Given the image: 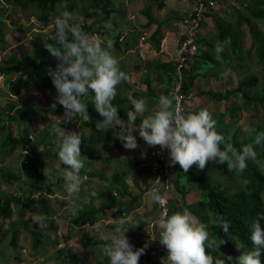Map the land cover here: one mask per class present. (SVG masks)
<instances>
[{"label":"trees","instance_id":"obj_1","mask_svg":"<svg viewBox=\"0 0 264 264\" xmlns=\"http://www.w3.org/2000/svg\"><path fill=\"white\" fill-rule=\"evenodd\" d=\"M7 3L17 6L19 9L26 11L28 14L36 17L37 21L47 22L51 18H57L65 9L58 7L61 4H67V11L73 12L76 9L78 0H5ZM115 0H91L89 4H82V13L90 18V22L85 24L78 21L75 23L81 24L85 33L99 32L107 33L108 37H111V30L114 27L113 23H109V17L112 10V4ZM165 0H148L149 5L146 7L148 19L150 21L149 9L152 5L161 9L165 5ZM240 7H232L229 13L223 12L225 15H221L219 12L207 14L211 17L213 25V34L204 36L199 39V47L197 52L190 63V68L185 69L184 78L181 86V91L187 93L193 83L195 77L198 74H202V70L206 72L205 75L214 76L216 80H222L221 74L230 69L232 75H230L228 83L237 81L234 87H231L224 92L208 91L206 96L214 98L219 101H228L229 104L225 106L222 114H214L213 117L217 118L216 130L223 134L225 138L229 139L234 146L239 149L246 144H253L257 153L255 161L249 160L246 170L239 174L243 180V188L239 190H230L227 186L222 185L219 182L210 180L206 175L198 171V168L193 165L188 173H184L180 166L177 164L174 171L173 183L175 189L182 197L187 193L190 188H195L199 193L198 201L192 205H185V207L191 211L200 222L208 224V231L210 237H214L217 233L227 240L225 245H222L220 250L208 249V254L214 259H224L225 255H231L233 260L225 261V264H237L236 257L240 255V251L237 250L235 240L241 245L242 251H250L252 249L250 236V225L258 214L264 213V141L260 144H255V138L258 134L264 133V117H260L255 123L249 125L246 130L239 125V119L244 112H251L257 110H264V0H236ZM89 6L92 10H89ZM227 14V15H226ZM105 23L110 24V28L105 32H101V28ZM246 26V29L244 28ZM3 22L0 17V53L4 48L1 47L3 43ZM55 33V32H54ZM104 35V36H105ZM117 35H112V38ZM250 37V45L247 46L245 38ZM107 37V36H106ZM153 42L155 47L160 39V26L156 28L153 33ZM218 42H226L224 51L217 58L215 54V46ZM121 42H113V46H119ZM51 44L55 45V38L45 36L44 34H38L34 39V49L24 50L19 48V55L9 54L7 58H0V75L3 76V83L8 86L9 92L13 94H19L29 82L35 80L36 86L42 90L46 96L47 103L50 100H54L53 97L56 94L55 88L51 82L50 77L47 75V69L49 67L54 68L57 61L52 57L43 45ZM58 47V45H55ZM205 46V48H202ZM254 53V56L252 54ZM1 57V56H0ZM254 59L256 65L262 70L259 76L256 73L249 72L248 60ZM218 68L215 72L212 68ZM168 72V73H167ZM158 76L163 81V85L173 83L175 76L173 72L166 71L167 74L160 72ZM161 76V77H160ZM262 78V79H261ZM251 91V93H249ZM87 105V111L89 119L85 121L81 117L79 119L82 125H85L91 134L101 135L95 127L96 121L101 117L95 111L94 105L91 102L92 96L89 94L82 98ZM118 100L120 103L125 99H114V104ZM31 102V101H30ZM56 105V106H55ZM49 106L48 110H60L62 115L63 108L58 103ZM15 102H7V106L0 102V162L3 156L9 155L16 144L26 146L33 152L37 151L41 141L44 139H53L55 136L50 135L49 125L57 122V117L54 118L48 127L46 128L44 135L37 140L34 144H30L27 131L23 136H15L13 130L9 126L8 120H13L9 116V111L15 108ZM30 113L36 115L42 112L40 101L35 100L30 103ZM46 110V109H45ZM185 110V109H184ZM185 111H183L184 114ZM20 111L17 112V116L20 117ZM227 115L229 120L225 122L224 116ZM75 122L62 124L61 126L72 131L78 132L75 128ZM82 133V129L79 130L81 140L86 142L91 136ZM231 133V135H230ZM111 131L103 134L110 135ZM32 145V146H31ZM120 142L110 143L109 149L122 148ZM32 154V152H31ZM27 156L26 163L27 172L31 175H35L34 180L38 181L42 177L41 169L43 166V160L39 158L36 162L29 159ZM131 164L135 162L131 161ZM215 164V163H214ZM63 165V164H62ZM217 165V164H216ZM220 170L226 173H234L229 171L226 165H217ZM152 167V165H151ZM1 170V169H0ZM151 172V168H150ZM86 173L85 168L81 170V176ZM96 172H89L90 175ZM130 174L128 169L116 171L112 174L110 180L111 186L117 189L122 197L126 196V199H121L113 195V190L104 188L96 192V195H90V200L95 198L99 199L97 206H85L80 210L77 215L72 219V223L75 225H83L85 223L94 224L98 220L105 217V211L110 208H115L116 213L114 218L117 219L122 216L123 213L129 211L132 202L135 200V196L132 195L126 186L125 179ZM3 179L10 180L12 177L17 178L15 173H9V171H3ZM135 183V176L133 178ZM34 190V189H33ZM31 189V191H33ZM130 199V200H129ZM20 197L18 195H7L0 189V218H7L12 215V204H17L18 215L15 222L11 223V238L10 245L15 246L21 235H29L31 238V246L33 249L38 248L41 244L47 241L46 234H43L42 229L35 224H31L30 218H24L26 206L20 209ZM175 201L169 200V207H173ZM184 206V205H183ZM45 207V206H44ZM171 208V207H170ZM169 208V210H170ZM174 208V207H173ZM175 209V208H174ZM172 210V209H171ZM176 210V209H175ZM43 210H41L42 212ZM215 215H221L226 221L230 223V233L228 239L224 232L215 227L211 223V219ZM50 225L52 227L53 224ZM25 233V234H24ZM71 237V234L69 235ZM86 242H83L84 247L87 245L103 244V241H93L90 237L83 236ZM54 245L58 242H52ZM25 245V244H23ZM52 257L57 264H67L69 261L78 263V255L69 247H58L54 250ZM70 259V260H69ZM264 261V256L261 257Z\"/></svg>","mask_w":264,"mask_h":264},{"label":"clouds","instance_id":"obj_2","mask_svg":"<svg viewBox=\"0 0 264 264\" xmlns=\"http://www.w3.org/2000/svg\"><path fill=\"white\" fill-rule=\"evenodd\" d=\"M58 7L65 9L54 21L55 45L58 47L51 44L43 46L57 61L54 68L47 69V75L55 88L57 93L55 100L62 106L63 114L58 117L57 122L49 125V133L58 139L57 156L65 166L62 175L73 216L79 211L76 202L79 200L81 185L86 179L81 176V170L85 168L84 161L80 159L82 141L79 130L82 129V124L76 117L79 116L85 121L89 119L87 105L82 98L88 96L90 90L91 102L101 117L96 121V130L102 135L111 131L113 138L119 140L126 150H136L140 147L136 135L138 134L148 147H159L160 153H156L157 155L167 150L169 167L178 164L184 173H188L193 165L202 171L212 162L226 165L229 171L242 174L248 166L247 162L255 161L257 153L253 144H246L237 149L229 139L216 130V121L205 109L187 115L182 114L175 93L160 95L156 100L157 107L153 110L149 109L146 98L129 95L127 99L130 107L126 111L127 119H122L112 101L117 95V86L124 82L131 83V78L120 69L118 60L109 51L113 46L112 41H107L105 44L104 36L102 40L89 36L84 32L81 24L72 22L73 15L66 10V3ZM104 27L109 29L111 26L105 23ZM225 46L226 42L216 44L217 58L220 57ZM230 75H232L230 69H226L221 74L223 79H227ZM0 87L6 88L4 90L11 101L22 94L9 92L8 86L4 85L1 78ZM75 121L78 132L61 126L62 123ZM29 137L31 138L32 135L28 133ZM262 141H264V133L256 136L255 144H260ZM25 147L19 146L20 154L24 158L23 162L26 163L31 151L26 147L29 154L27 152L22 154L21 151ZM141 156H146L145 149L141 150ZM92 195L95 196L96 193L93 191ZM149 197L162 209L166 208L165 197L158 190L154 189ZM17 215L18 213H15L13 222ZM10 217L0 218V225L6 223ZM13 222H10L9 226ZM210 222L230 239V223L223 216L215 215ZM129 224V220L121 216L114 221L110 232H99L103 241L100 251L107 264H139L140 257L145 254L150 243L155 245L160 243L167 252L162 258L154 256L152 264L162 261L163 264H225L226 260L230 262L233 260L231 255H225L224 259H214L208 254L209 248L220 250L227 240L219 233L210 237L208 224L198 221L187 210L172 214L163 211L154 222L157 230L152 233L147 231L149 239L140 248L134 249L126 235L130 228H135L139 224L135 226ZM249 227L252 244L250 251H242L241 245L231 239L240 251L236 262L264 264L261 259L264 256V213L258 214ZM23 247L21 246V250L24 251ZM151 262L142 261L140 264Z\"/></svg>","mask_w":264,"mask_h":264},{"label":"rangeland","instance_id":"obj_3","mask_svg":"<svg viewBox=\"0 0 264 264\" xmlns=\"http://www.w3.org/2000/svg\"><path fill=\"white\" fill-rule=\"evenodd\" d=\"M141 0H115L112 4V10L109 17L108 22L113 23V28L111 30L110 35H117L119 32L126 31L127 39L129 42H131L132 38L135 34V29H141V28H147V22L145 21L146 18L143 16V14L140 12L139 8L141 6L140 3ZM228 0H219V4L223 5L222 3H226ZM91 0H78L76 9L72 12L73 15V21H78L82 23H89L90 18L86 17L81 10L82 4H89ZM89 10L91 11L92 8L89 6ZM223 10V9H222ZM231 10V9H229ZM228 10V11H229ZM218 12V11H216ZM0 17L2 18L3 22V43L1 44V47L4 48L3 51L0 53V56L2 59L7 58L9 54H13L18 56L19 55V48H23L24 50H32L34 49V39L38 34H44L45 36H49L51 38H55V24L54 21L56 18H51L47 22L44 21H37L36 17L33 15L28 14L26 11H23L19 9L17 6L12 5L11 3H7L5 0H0ZM72 21V22H73ZM244 28L247 30L246 26ZM103 30H106L105 27L101 28V32H104ZM248 32V31H247ZM212 33V32H211ZM247 46L250 45V37L247 36L246 39ZM122 50L125 47V43L121 45ZM119 49L112 46V48L109 50L112 55H115V52ZM120 52V50L118 51ZM117 53V52H116ZM254 56V53L252 54ZM116 58V57H115ZM254 59L248 60V71L261 75L262 70L258 65H256L254 62ZM128 63L130 61H127ZM123 63L121 62L119 64V67L122 71L129 74L128 69H124ZM220 68V67H218ZM218 68H212L215 72L218 71ZM1 77V75H0ZM262 79V78H261ZM214 84L211 86L210 90H226V84L217 81H212ZM129 83L124 82L117 86V95L115 99L117 98H124L125 101L120 103L118 100H115L116 102L113 104L115 107L118 108V113L120 117L124 120L127 119L126 111L129 110V101L127 97L129 95H132L135 97V87L131 86L133 89V93L128 92L127 85ZM233 85H230L232 87ZM6 90V88H4ZM4 89L0 88V102L7 106V102H15L16 106L15 108L11 109L9 111V116L12 117L13 120L9 121V126L14 132L15 136H23L25 132L31 134L32 137L30 139V144L37 142L36 138L40 140V138L44 135V132L48 125L52 122L50 120H53L57 117L58 113H60V110H52L51 112L48 110L49 106L52 104H57L56 100H50L49 103H47L46 96L42 90H40L36 84L35 80H32L28 83V85L22 90V94L20 97H18L15 100L9 101L7 100L6 92L4 93ZM224 90V91H225ZM222 92V91H221ZM251 93V91H249ZM91 90H90V93ZM57 93L53 96L56 97ZM40 101V106L42 108V112L37 113L36 115H33L30 113L31 106L30 103L38 100ZM190 100V99H189ZM192 100V99H191ZM190 107L187 111H185V115L194 112V110L191 111V108H195V103L192 101ZM31 101V102H30ZM229 101V100H228ZM228 101H219L214 98H208L205 95L198 94V100L197 103L200 104V107L210 111H221L224 109V107L229 104ZM46 109V110H45ZM20 111V117L17 116V112ZM61 114V113H60ZM63 114V111H62ZM260 117H264V110H257L251 111V112H245L242 114L241 119L239 120V124L244 127V130L247 129V126L255 123L257 120H259ZM217 118L213 117L215 120ZM82 133L85 135H89V129L82 125ZM42 135V136H41ZM137 135L138 144L140 145L139 148L136 150H126L124 147L115 150H110L108 148V145L110 143L120 142L117 139H114L112 134L110 135H99V134H91L90 138L86 142H81V157L80 159L84 161L86 165V175L87 179L84 180V185L87 187L93 186L94 189L96 187H99L101 184H108L107 182L112 179V174L116 171H120L123 169H128L130 171L129 178L133 176L135 173V164H131L132 162H135V160L144 159L145 157H138L136 156L137 151H139V154H141L142 149L149 150V147H145V143L143 140H141ZM58 139L57 137L53 139H44L41 141V145L37 148L36 152H32L29 159L32 157V161L36 162L39 160L38 154H43V166H42V173L44 178L38 180V181H32L35 178L29 177L31 175L29 172H27V166L23 165L24 158H22L20 154V148L19 144H16V147L14 150L7 156L2 157V161L0 162V189L7 195H18L22 200L24 201L26 197V193H28L29 190H33L34 193L37 191L45 190L51 188L50 184L47 183L46 179H53L55 176V168L59 165H62V163L59 161L57 156V147H58ZM32 146V145H31ZM159 148V147H155ZM149 155L154 158L150 153ZM147 157V156H146ZM3 171H9V173H15L18 175L17 178H11L10 180L3 179L2 173ZM202 174L206 175L210 180L216 181L221 183L222 185L227 186L231 191L232 190H239L243 188V180L239 174L236 173H226L220 170V167L212 162H210L207 167L204 170H199ZM89 172H97L98 175L101 176H90ZM33 176V175H32ZM174 176V174H173ZM103 179H102V178ZM104 177H106V182L104 180ZM128 184L131 188L130 193L132 195H135V184L129 180ZM174 178V177H173ZM149 180V179H148ZM109 189L116 191L117 189H112L110 187V182L108 187ZM87 189H84L86 191ZM81 191L80 193H82ZM142 195L149 199V193L143 192ZM118 198H121L122 195L117 194ZM126 198V197H123ZM144 205V208L142 211H146L147 208L149 209L145 213H137L136 210H132L129 214L128 212L125 215H122L123 217H126L131 225L132 222H146L152 218H155L156 216H160V213H157L156 208L153 207V202L150 203L147 202ZM130 200V199H129ZM144 201V202H145ZM81 202V201H80ZM135 202V200H134ZM135 204V203H134ZM149 204V205H148ZM18 206L17 204H12L13 208V215L9 219L6 220V223H3L0 225V264H57L56 261H54V258L52 257L54 250L59 247L60 244H53L52 242L54 238H57L53 235L54 228L48 227V224L50 225V219H43V217L36 214V212H33L32 208H30L31 212L28 210V217L30 214V222H37L38 225H41L43 230L47 234V241L44 244H41L38 248L33 249L31 246V238L25 234L24 237L19 238V242L17 245L12 246L10 245L9 241L11 238V232L9 226L10 222L14 221L15 213H18ZM132 208V207H131ZM138 211V212H142ZM113 210H108L106 213V219L99 222V227L97 229H88L87 226L86 230L79 229L77 234L79 238H73L69 239L65 242H60L63 245H71L72 250L78 251V263L80 264H105V258L101 254V247L103 244H95V245H87L84 247L83 242H86V240L83 238V234L87 237H90L94 241H100L101 238L99 236V232L103 231L105 233H108L111 231L112 228H109L105 224H109L106 222H114L113 220ZM159 214V215H158ZM39 220V221H38ZM155 220V219H154ZM152 221V220H150ZM64 222H68L67 220ZM147 223V222H146ZM76 229L74 226H71V229ZM146 227V226H145ZM68 228V224H64L60 228V238L64 237V234ZM145 230V229H144ZM92 232L93 234H90ZM134 234V233H133ZM128 238L130 237V233H126ZM28 239V240H27ZM58 239V238H57ZM78 239V240H77ZM137 243H135V234L134 236L129 239L131 244L133 245V248L135 249V244L139 248L144 245L145 238L143 235H140L136 237ZM102 241V240H101ZM23 244H26V248H24V251L21 250V246H25ZM151 244V243H150ZM21 245V246H20ZM67 247V246H64ZM152 249L149 245V247L146 249V255L148 252ZM88 250V251H86ZM157 254V253H156ZM155 254V255H156ZM153 255V256H155ZM70 260V259H69ZM152 263V262H151ZM59 264V263H58ZM67 264H77L74 261H69ZM154 264V263H153Z\"/></svg>","mask_w":264,"mask_h":264},{"label":"crops","instance_id":"obj_4","mask_svg":"<svg viewBox=\"0 0 264 264\" xmlns=\"http://www.w3.org/2000/svg\"><path fill=\"white\" fill-rule=\"evenodd\" d=\"M164 2H165V5L161 9L156 8L154 5H152L150 7V9H149L150 21H149L148 16H147V12H146V7H147V5H149V2H148V0H141L140 1L141 6H140L139 10L143 14V16L146 18L145 21L147 22V28L143 27V28L138 29V30L135 29V34H134V37L132 38L131 42H129L127 39L128 33L126 34V31L119 32L117 34V36L123 34L124 39L120 43L119 46H115V48L120 50V52H118L119 50L116 51L117 53L115 52V55H117L115 57L118 60L119 64L121 62L123 63L122 65H123L124 69H128L129 76L131 78V83H129L127 85L128 92L133 93V89H131L132 88L131 86L135 87V97L136 98H146L149 102V109L150 110H153L157 107L156 100L160 95H169L170 93H172L173 88L176 84H180L182 86V82H183V78H184V71H185V69H189L191 67L190 64H188L185 68L179 70V68L177 66L178 65V63H177V56H178L177 50H178L179 39L181 38V35L183 33V30H184V28L181 25V22H182L183 18L186 17L190 13V11L192 9V0H165ZM225 10H226L225 13H229L231 11V10L227 9L225 6L220 7V9H218L217 11L221 15H225V13H223ZM158 26H160V39H159V42L157 43V47H155V44H154L152 38H153V33ZM143 30L147 32V37L144 41H141L140 35H141ZM203 30H204V35L202 37L209 36V35L213 34L214 29H213L211 17H208V16L205 17V19L203 21ZM103 31L105 32V31H107V29L103 30ZM246 33H247V30H246ZM105 34H107V33H104L103 35H105ZM104 37L105 38H111L112 35H111V37H108V35H105ZM246 39L247 38H245V40ZM123 43H125V47L122 50L121 45ZM202 48H205V46H203ZM127 61H130V62L128 63ZM168 70H169V72H173L175 79H174L173 83L164 86L163 85L164 79H166L167 76L165 75L163 81L160 80L158 78V76L161 75L160 72H162V71H163V73L167 74L168 72L166 73V71H168ZM205 72H206V70L205 71L202 70V74H198L195 77L193 83L191 84L189 91L187 92L191 95L190 100L192 99L191 101L193 103H195V108H191V111L194 110V112H198L199 110L203 109L200 107V104H198L199 102L197 103L198 94H200V95L203 94L206 96V93L208 91H215V92H221L222 91V92H224V90H225V88H224V90H215V89L210 90L211 89L210 87L215 84V83L212 84L213 83L212 81L218 82V80H216L213 75L212 76L205 75L204 74ZM0 78L3 81L2 75ZM229 78L230 77H228L227 79L222 78V80H219V82L222 81L223 83L226 84V90L231 88L230 85H233L232 87H234L237 83V81H232V83H228ZM22 90L20 91V93H22ZM3 92L5 93V90ZM5 94H6V96H7L6 98L8 100V94L7 93H5ZM117 99H119V98H117ZM121 99L123 100L124 98L121 97ZM190 100H188L186 102L185 107H184V109H185L184 111H187L188 108L190 107V105H191ZM9 101H11V100H9ZM229 102H230V100L228 101V103ZM224 109H225V107H224ZM224 109L221 111H218V110L213 111L210 109L209 112L213 118L214 114H222L224 112ZM184 115H185V112H184ZM240 119H241V117H240ZM223 120L225 122H227L229 120V117L227 115H225ZM137 122H139V120H137ZM241 128L244 130V127L242 125H241ZM230 135H231V133H230ZM146 146L147 145L145 144V147ZM114 149L117 150V148H114ZM154 149H158V148L149 147V150L145 149L147 157L144 156L145 160L144 159L135 160V173L133 174L132 177L129 178V175H128V177L125 179L127 190L130 192L131 188H130L129 184L127 183L128 182L127 179L129 178V180L133 182V178L135 176V183L133 182L135 184V195H134L135 196V202L134 201L132 202V205H131L132 208L130 207L131 209L129 211H127L128 214L133 210L134 207H135L134 210H136L137 213H141V214L145 213L146 211H148L150 209L148 207L149 209L147 208L146 211H142L143 209H146V208H144V205L146 204L145 200L148 199L147 197L145 199V196L142 195V193L145 191H146V193H149V194L151 193L148 190V187L150 185V181H151L150 179H152L150 168H151L152 162H154V158L151 157L149 155V153L151 152V150H154ZM110 150H112V149H110ZM38 155L43 160L44 153L38 154ZM136 156L142 158L141 154H139V151H137ZM64 171H65L64 165H59L58 167H56L55 168V176L53 177V179H51V180L46 179L47 183L50 184L51 188L46 189L47 191H45V190L40 191L39 190L36 193L29 190L28 193H26V197L24 198L25 200L23 201L20 198L21 201H19V203H20V209L23 207V204L26 206L24 218L29 219L30 214L28 217L27 212H28V210L31 212L30 208H32L33 212H36L37 215L43 217L44 220H45V218L50 219L49 221L51 222V224H53L52 228H54L53 235L58 238V239L54 238L53 241L58 242V244H60L59 247L67 246V247L71 248V245L70 246L63 245L61 242H65V241H68L69 239H73V238H79V237H77L78 236L77 232H79L78 228L86 230L87 229L86 227L88 226L89 227L88 229H97L99 224H100L99 222L106 219V215L104 218L98 220L94 224L85 223L83 225H75L72 223V219L74 216L71 214V210H70V206H69V198H68V195L65 191V180H64V177L62 175V173ZM41 173H42V171H41ZM86 173L82 177H86V179H87ZM90 176L92 177V176H101V175H98V173L96 172L95 174H92ZM174 176H175V174H174ZM29 177L34 178V175L33 176L29 175ZM42 177L44 178L43 173H42ZM42 177H41V179H42ZM104 180L106 182V180H107L106 177H104ZM109 182L110 181L107 182L108 184L103 183L99 187H96L95 189L93 186L87 187L86 185H84V183H82L81 191H83V192L80 193L79 200L76 202V205L79 208V211L82 210L85 206H89V205L97 206L99 199L95 198L91 201L90 195L92 194L93 191L96 193L99 190L107 188L109 185ZM110 186H111V182H110ZM84 189H87V190L84 191ZM117 194H119V192H117V190L113 191L114 196H117ZM169 196H170V199H173L175 201V203H173V207L176 210L172 206H170L171 208L169 207L170 208L169 214H172L174 212H183L185 210L189 211L185 207V205L195 204L198 201L199 193L193 187V188H190L187 191V193L181 199V197L179 196V193L175 189V185H174V188L170 191ZM121 199L125 200L126 198L121 197ZM147 202L150 203V197L147 200ZM152 205H153V207L156 208L157 213H159V210L157 208V204L154 203ZM41 210H43V211L41 212ZM108 210H113V213L114 214L116 213L115 208L107 209L105 211V213H107ZM138 211H142V212H138ZM127 212L123 213L122 215H125ZM189 212L192 214V216L194 218H196L199 221V219L191 211H189ZM134 213H136V212L134 211ZM114 214H113V220L115 221L116 219L114 218ZM158 217L156 216L155 218H152L150 220L156 221V219ZM64 220L65 221L67 220L68 222H64ZM150 220L146 221L147 223L141 221L140 223L132 222L133 223L132 225H131V223L129 224V226H135V225L139 224L137 227L130 228L128 231V233H130L131 238L135 234V243H137L136 237H138L140 235L144 236L145 242L148 241V232L151 230L153 232H155L157 230L156 225L151 227L150 223L152 221H150ZM2 221L5 222L4 219H2ZM33 223H31V224H33ZM106 223H109V224H105L109 228H112V226L114 224V222L113 223L112 222H106ZM35 224L38 225L37 222H35ZM64 224H68V228L64 234V237L60 238V236H59L60 231L59 230ZM38 226L42 229L43 234H46V236H47V234L52 236V234L46 233L43 230L41 225H38ZM71 226H74L76 229H74L72 227L73 228V230H72ZM48 227H51V225L48 224ZM70 234H71V237H69ZM90 234H93V233L90 232ZM24 236L25 235L22 234L21 238ZM27 236H29V235H27ZM82 236H86V234L85 235L83 234ZM131 238H129V239H131ZM60 240H61V242H60ZM145 242H144V244H145ZM150 247L152 249H150L148 254L147 255L143 254L140 257L139 264L142 261L151 262L152 259L154 258L153 255H155L156 253L157 254L155 256H159V257L161 256V258L165 257L167 254L166 249L163 246H161L160 243H158L156 245L151 243ZM24 248H26V244L22 249H24ZM57 248H58V246H57ZM135 248H139V247L136 246V244H135ZM73 251L76 252L78 255L77 250L73 249ZM86 251H88V250H86ZM146 251H145V253H146ZM105 261H106L105 264H107V260H105ZM150 264H152V263H150ZM158 264H163V261L161 263H158Z\"/></svg>","mask_w":264,"mask_h":264},{"label":"built area","instance_id":"obj_5","mask_svg":"<svg viewBox=\"0 0 264 264\" xmlns=\"http://www.w3.org/2000/svg\"><path fill=\"white\" fill-rule=\"evenodd\" d=\"M223 5L219 4V0H192V9L190 13L183 18L181 25L184 28L181 38L179 39L178 43V56H177V63L179 70L185 68L188 64H190L197 52L199 47V39L204 35L203 30V21L205 17H210L207 14H212L216 12L220 7L225 6L227 9H232V7L239 8L240 5L236 0H228L226 3H222ZM89 36L94 37L96 39L102 40V33L99 32H90L88 33ZM147 37V32L142 31L140 35V40L144 41ZM124 39V35H118L114 38H106L105 43L107 41L113 42H122ZM175 93L179 99V110L183 114L184 107L186 102L191 98L189 93H185L181 91V85L176 84L173 88V92ZM59 117V116H58ZM57 117V120H58ZM56 120V121H57ZM63 124V123H62ZM78 124H76L77 126ZM27 152L29 154L28 148H23L21 153L24 154ZM156 153H160V149L151 150L150 154L154 156V162H152L151 167V176H152V183L149 187L150 192L154 189L158 190L161 195L165 197L166 201V208L162 209L159 205L158 209L160 215L163 211L168 212V201H169V193L172 190V171L174 170L175 166L169 167L168 165V151L165 150L162 154L157 155ZM155 221L150 223L151 227L154 225ZM153 231H149L152 233ZM149 239V237H148Z\"/></svg>","mask_w":264,"mask_h":264},{"label":"bare ground","instance_id":"obj_6","mask_svg":"<svg viewBox=\"0 0 264 264\" xmlns=\"http://www.w3.org/2000/svg\"><path fill=\"white\" fill-rule=\"evenodd\" d=\"M177 166V165H176ZM176 166H175V168H176ZM175 168H174V170L172 171V185H173V187H172V189L174 188V183H173V173H174V171H175ZM151 181H150V185H151V183H152V179H150ZM150 185H149V187H150ZM149 187H148V190H149ZM150 191V190H149ZM170 199V198H169ZM157 208H158V206H157ZM168 213H169V201H168Z\"/></svg>","mask_w":264,"mask_h":264}]
</instances>
